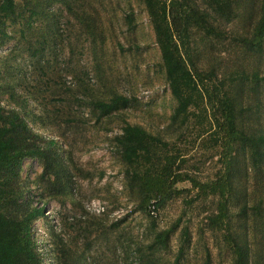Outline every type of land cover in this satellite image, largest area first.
Masks as SVG:
<instances>
[{
  "label": "rangeland",
  "instance_id": "1",
  "mask_svg": "<svg viewBox=\"0 0 264 264\" xmlns=\"http://www.w3.org/2000/svg\"><path fill=\"white\" fill-rule=\"evenodd\" d=\"M16 1L17 14L6 22V35L0 34V105L8 110L21 107L19 99L26 103L22 113L37 133L56 141L71 185L66 197L52 198L38 187L44 158L24 160L20 183L29 187L28 198L37 194L31 204L47 201L32 226L42 264H176L181 247L179 264H235L234 241L249 246V264H264L262 171L252 166L249 152L224 143L214 108H192L188 122H173L177 102L141 0ZM247 4L255 16V4ZM34 7L45 13L31 16ZM249 7L241 5L233 21L221 24L224 36L196 27L191 32L197 66L213 70L232 95L243 94L237 87L242 72L264 74V50L247 54L233 40L252 25ZM132 10L136 26L129 29L125 14ZM87 15L96 16V42L84 30L81 17ZM247 81L238 120L247 130L264 131V81L256 91ZM115 92L131 104L100 120L82 99H109ZM126 122L162 139L160 171L170 159L175 173L212 183L225 180L229 169L235 190L228 216L219 217L217 193L194 188L189 179L177 182L179 192L155 212L140 209L143 195L115 150L114 137ZM245 201L251 206L247 215ZM176 224L167 246H149L159 231Z\"/></svg>",
  "mask_w": 264,
  "mask_h": 264
},
{
  "label": "trees",
  "instance_id": "2",
  "mask_svg": "<svg viewBox=\"0 0 264 264\" xmlns=\"http://www.w3.org/2000/svg\"><path fill=\"white\" fill-rule=\"evenodd\" d=\"M141 2L146 8L155 33L167 83L177 102L172 115L173 122H188L192 108L206 107L207 112L208 107L214 108L215 123L225 131L222 137L224 143L227 142L230 149L234 143L238 144L244 152H249L252 166L262 171L264 178V131L247 130L243 126V121L238 120L245 110L242 101L245 97L244 93L248 94L245 85L249 84L247 80L255 84L252 85V90L256 91L258 90L256 85L264 81V74L261 75L256 70L251 75L242 72L240 78L242 80L238 83L242 85L237 87L243 94L232 95L223 80L217 81L213 70L205 72L197 66L191 37L192 29L195 27L208 36H224L221 24L233 21L241 5L249 7L247 3L253 2L252 5H255L252 11H255V16H251L250 7L247 10L252 19L251 27L247 32L235 35L233 40L245 53L260 54L264 50V0H239V2L236 0H141ZM94 9L97 12V9ZM39 13L45 12L34 7L31 16ZM16 14V0H0V34L6 35V22ZM125 15L128 28L134 29L135 12L132 10ZM86 17H81L86 25L84 30L92 33L93 41L96 42V16ZM56 22L55 18L54 23ZM237 80L236 77L230 78L231 82ZM82 99L84 104L97 114L98 120L126 108L132 102L130 97L118 92L109 99ZM17 103L21 107L14 106L8 110L0 105V264H42L43 255L37 251L32 226L36 219L45 214L47 201L42 205L31 204L37 194L33 193L28 198L29 187L20 183L24 160L27 157L44 158L46 165L37 182L38 187L52 192V198H58V195L66 197L71 185L66 179L67 169L63 171L62 155L56 141L47 140L37 133L27 119V113L21 111L26 108V103H22L20 99ZM35 116L40 119L39 116ZM209 117L212 118V114H209ZM114 140L115 150L120 159L129 165L127 175L135 185L139 186L143 195L140 209L149 211L150 208L151 212H155L179 192L175 187L177 182L189 179L194 188L203 192L217 193L220 196L219 217L223 219L228 216L229 198L235 190L229 169L225 180L221 178L212 183L201 182L182 172L175 173L172 169L175 161L170 159L160 171L156 156L159 155L158 149L163 141L138 124L126 122L121 131L115 135ZM147 162L150 165L145 170H141L140 167ZM231 162L230 159L229 166ZM42 198L44 196L40 195L38 202ZM249 208L251 206L245 201L242 211L246 215ZM176 226L177 224L173 228L159 231L149 246L153 248L167 246L170 233ZM234 251L235 264H249L248 245L234 241ZM182 252L183 247L179 249L176 264H179ZM67 263L68 261H64V264Z\"/></svg>",
  "mask_w": 264,
  "mask_h": 264
}]
</instances>
